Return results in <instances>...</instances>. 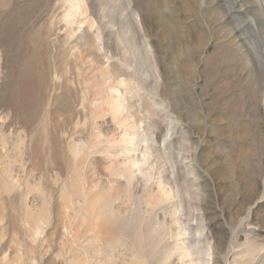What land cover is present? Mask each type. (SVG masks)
Returning <instances> with one entry per match:
<instances>
[{
	"label": "rangeland",
	"instance_id": "rangeland-1",
	"mask_svg": "<svg viewBox=\"0 0 264 264\" xmlns=\"http://www.w3.org/2000/svg\"><path fill=\"white\" fill-rule=\"evenodd\" d=\"M264 0H0V264H264Z\"/></svg>",
	"mask_w": 264,
	"mask_h": 264
},
{
	"label": "water",
	"instance_id": "water-1",
	"mask_svg": "<svg viewBox=\"0 0 264 264\" xmlns=\"http://www.w3.org/2000/svg\"><path fill=\"white\" fill-rule=\"evenodd\" d=\"M256 54L261 58V63H263L264 66V52L259 53L258 51H255Z\"/></svg>",
	"mask_w": 264,
	"mask_h": 264
}]
</instances>
